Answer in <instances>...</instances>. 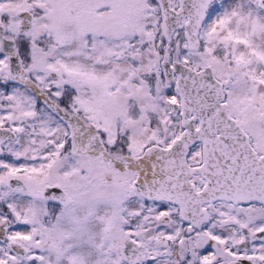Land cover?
<instances>
[{"label":"snow or ice","instance_id":"1","mask_svg":"<svg viewBox=\"0 0 264 264\" xmlns=\"http://www.w3.org/2000/svg\"><path fill=\"white\" fill-rule=\"evenodd\" d=\"M0 264H264V0H0Z\"/></svg>","mask_w":264,"mask_h":264}]
</instances>
